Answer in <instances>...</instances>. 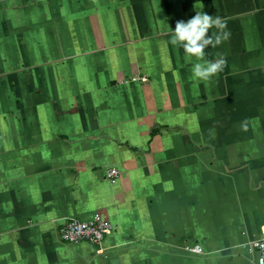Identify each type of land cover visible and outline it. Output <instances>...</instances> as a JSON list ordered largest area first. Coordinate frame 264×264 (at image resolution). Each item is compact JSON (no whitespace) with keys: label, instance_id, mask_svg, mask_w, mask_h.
I'll list each match as a JSON object with an SVG mask.
<instances>
[{"label":"crops","instance_id":"crops-1","mask_svg":"<svg viewBox=\"0 0 264 264\" xmlns=\"http://www.w3.org/2000/svg\"><path fill=\"white\" fill-rule=\"evenodd\" d=\"M200 11L208 81L169 42ZM96 214L103 254L60 239ZM262 227L264 0H0V264H259Z\"/></svg>","mask_w":264,"mask_h":264},{"label":"clouds","instance_id":"clouds-1","mask_svg":"<svg viewBox=\"0 0 264 264\" xmlns=\"http://www.w3.org/2000/svg\"><path fill=\"white\" fill-rule=\"evenodd\" d=\"M230 33L226 21L218 15H210L200 11L189 19L177 20L169 42L173 46L182 47L186 54L196 59L191 72L194 78L208 81L223 70V59L207 60L205 49L215 48L223 40H227Z\"/></svg>","mask_w":264,"mask_h":264},{"label":"built area","instance_id":"built-area-1","mask_svg":"<svg viewBox=\"0 0 264 264\" xmlns=\"http://www.w3.org/2000/svg\"><path fill=\"white\" fill-rule=\"evenodd\" d=\"M131 82H148L146 76H134L130 79ZM121 172L116 167H111L106 170L105 178L112 184L116 183L120 178ZM114 230L113 224L96 214L89 221H81L78 219H65L62 227L60 228L59 234L60 239L63 242L70 244H79L82 242H88L99 249L97 253L103 254L104 249L102 248L103 242ZM244 248L250 253H257L259 255V264H264V227L261 228L260 234L257 238L252 241L243 244ZM191 253L202 254L203 250L200 246H194L189 249Z\"/></svg>","mask_w":264,"mask_h":264}]
</instances>
